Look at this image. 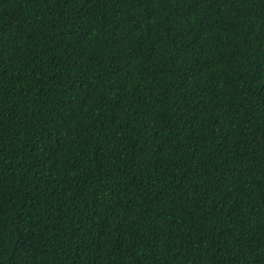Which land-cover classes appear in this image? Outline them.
<instances>
[{
	"label": "trees",
	"instance_id": "1",
	"mask_svg": "<svg viewBox=\"0 0 264 264\" xmlns=\"http://www.w3.org/2000/svg\"><path fill=\"white\" fill-rule=\"evenodd\" d=\"M0 264H264V0H0Z\"/></svg>",
	"mask_w": 264,
	"mask_h": 264
}]
</instances>
